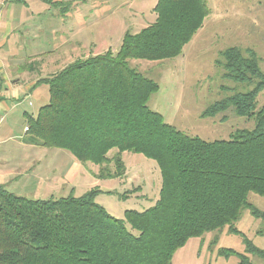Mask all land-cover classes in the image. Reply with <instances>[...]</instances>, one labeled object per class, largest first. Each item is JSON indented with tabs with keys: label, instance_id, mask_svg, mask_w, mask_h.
<instances>
[{
	"label": "trees",
	"instance_id": "obj_1",
	"mask_svg": "<svg viewBox=\"0 0 264 264\" xmlns=\"http://www.w3.org/2000/svg\"><path fill=\"white\" fill-rule=\"evenodd\" d=\"M43 1L62 15L68 10L69 2ZM152 10L154 20L135 33L125 31L116 52L79 58L40 77L48 102L34 116L25 114V126L31 143L98 165L97 178L123 176L124 151L154 160L161 177L158 198L142 211L125 210L119 219L95 201L110 191L34 199L0 185V264H172L188 239L226 226L243 237L245 253L219 254H236L238 264H253L254 255L264 264V248L233 226L244 209L264 220V212L247 200L249 192L264 196V105L255 110L264 89L259 57L237 46L220 51L215 62L236 85L201 113L215 116L232 108L253 126L237 128L228 139L186 135L149 108L158 84L128 60L178 56L209 14L208 3L155 0Z\"/></svg>",
	"mask_w": 264,
	"mask_h": 264
},
{
	"label": "rangeland",
	"instance_id": "obj_2",
	"mask_svg": "<svg viewBox=\"0 0 264 264\" xmlns=\"http://www.w3.org/2000/svg\"><path fill=\"white\" fill-rule=\"evenodd\" d=\"M25 1L23 7L20 5L23 12L18 15L25 21L26 31H22V38L23 42L26 40L29 44L36 41L33 47L46 52L40 58L44 60L41 67L43 75L54 73L79 58L108 49L116 52L125 30L130 29L135 33L155 18L152 10L155 0H61L69 2L67 11L71 16L67 25L64 21L61 24L54 22L63 34L60 38L57 33L51 34L52 23L44 15L52 11L59 19L62 17L60 9L49 8L43 0ZM207 3L209 14L178 56L159 61L129 59L128 63L158 84V90L148 99L150 109L160 113L166 123L186 135L213 141L228 139L237 128L253 126L252 119L237 116L232 108L215 116L203 117L201 113L210 103L228 95L236 85L222 76L223 69L215 62L220 58V51L230 46L249 48L259 57V67L264 73V0H207ZM34 13L35 20L32 19ZM36 21L40 22L42 29L37 31L35 25L27 30V26ZM54 46H58L57 52L49 56L47 52ZM238 88L241 86L238 85ZM32 93V98L18 104L13 111L15 117L8 120L13 137L0 143V152L7 151L9 163L12 157L11 165L22 166L23 170L42 176L47 183L53 180L55 173L62 176L64 182L59 186L53 182L50 191L57 189L58 192L61 189L63 193L60 191L54 197L69 193L80 196L91 188L110 191L99 193L95 201L119 219H123L125 210L142 211L155 202L161 184L159 168L154 160L142 154L122 152L125 174L116 178H97L98 165L79 162L66 150L38 147L28 141L30 135L24 131L23 111L36 114L38 108L48 102V86L39 83ZM8 105L12 106V103ZM263 105L264 89L256 96L255 110ZM24 143L33 146L26 147ZM115 151L112 149L108 155L112 156ZM15 167L7 169L14 170ZM34 184H15L8 190L27 198L50 197L52 192L44 193L42 188L36 190ZM247 200L264 212V196L249 192ZM233 226L254 245L264 248V220L244 209ZM126 227L136 233L128 223ZM215 237L217 240L213 242ZM245 246L243 237L229 232L226 226L220 231L206 232L201 237L188 239L174 252L172 264H238L236 254L225 256L219 254V250L232 249L245 253ZM249 258L253 264H263L258 256L249 255Z\"/></svg>",
	"mask_w": 264,
	"mask_h": 264
},
{
	"label": "crops",
	"instance_id": "obj_3",
	"mask_svg": "<svg viewBox=\"0 0 264 264\" xmlns=\"http://www.w3.org/2000/svg\"><path fill=\"white\" fill-rule=\"evenodd\" d=\"M25 2V0H0V143H4L6 139L13 137V134L10 135L11 124L8 123V120L11 119V117H15L13 111L16 106L26 99H31L33 94L32 90L39 84L38 79L46 76L41 73V67L44 65V60L40 59L44 53L46 54V52H41L39 48L33 47L36 41H33L30 44L27 43L26 40L23 42L22 31H26V27L24 26L25 21L20 19L21 17L18 15L23 12L20 5L23 7L22 4H25ZM48 6L51 9L54 8L50 5ZM34 15L35 13L32 14V19L36 18V15L35 17ZM44 15L47 19H50V22L52 23L51 34L57 33L58 37L62 38L63 34L61 33V29H58V26L54 25V22L56 21L61 24L60 22L64 21V24L67 25L68 18L71 16L70 12L67 11L61 15L62 17L59 19H56L57 17L52 14V11L47 14L45 13ZM39 23L40 22L38 21L32 22L27 26V30H29L30 26L33 28L37 25L36 30L40 31L42 28ZM64 30L66 31L67 29L65 28ZM127 31H130V29ZM33 38L34 36L31 37V39ZM29 48H31V50ZM56 48H58V46H54V48L49 50L47 54L49 56L54 55L53 53L57 52ZM37 60L39 61L36 63ZM51 73L52 72L48 73V75ZM10 102L12 103V106L8 105ZM25 114L27 115L29 113L23 111V116H25ZM29 115L34 116L35 114ZM3 123L4 125H2ZM24 131L26 132V126H24ZM23 145L26 147L33 146L31 143H24ZM7 155L8 153L6 150L0 152V185L4 186L7 190L14 187L15 184L25 182L26 185H29V183L35 182L34 188L36 190L42 188L44 193L46 191V193L52 192L49 195L50 197H54V194L60 191L62 192L61 189L58 190V192H56L57 189L50 191L54 186L53 182H56L55 186H59L61 182H64L62 176L55 173L52 181H49L48 183L47 181L44 182L42 176L23 170V168H21L22 166L20 167L18 165L15 167L14 165H11L13 163V160L11 159L12 157L9 158V163ZM23 162L21 164H24ZM7 167L15 168H13L14 170H8Z\"/></svg>",
	"mask_w": 264,
	"mask_h": 264
},
{
	"label": "built area",
	"instance_id": "obj_4",
	"mask_svg": "<svg viewBox=\"0 0 264 264\" xmlns=\"http://www.w3.org/2000/svg\"><path fill=\"white\" fill-rule=\"evenodd\" d=\"M0 121H1V118H0Z\"/></svg>",
	"mask_w": 264,
	"mask_h": 264
}]
</instances>
